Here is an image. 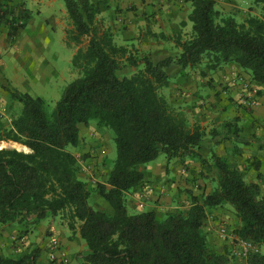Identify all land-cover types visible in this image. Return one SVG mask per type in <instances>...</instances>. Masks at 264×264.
<instances>
[{
    "label": "trees",
    "instance_id": "1",
    "mask_svg": "<svg viewBox=\"0 0 264 264\" xmlns=\"http://www.w3.org/2000/svg\"><path fill=\"white\" fill-rule=\"evenodd\" d=\"M12 1L0 0V23L8 26L9 45L33 16L24 3ZM188 1L191 33L172 36L180 52L156 61L115 40L100 18L103 2L64 0L71 21L66 43L78 47L72 57L77 76L51 114L43 96L8 86L22 108L12 113L9 126L0 122V142H18L31 150L0 148V224L21 225L24 235L48 216H60L72 237L78 233L86 243L77 264H264L261 185L248 181L243 169L216 151L211 153L216 187L208 194L190 193L189 208L162 218L154 210L133 213L128 207V194L145 179L141 166L161 154L168 161H206L201 153L204 128L192 125L162 93L173 64L194 69L207 60L208 68L216 69L236 63L264 89V0H251L262 16L250 14L242 22L233 15L221 17L216 0ZM126 67L136 70L124 74ZM92 120L114 134L117 149L108 177L94 189L79 175L71 150L80 144L81 125ZM93 192L110 204L111 212L91 204ZM225 205L234 208L240 221L238 228H229L262 252L239 257L228 243L223 250L211 245L204 231L207 213ZM40 254V246L19 256L0 254V264H38Z\"/></svg>",
    "mask_w": 264,
    "mask_h": 264
},
{
    "label": "crops",
    "instance_id": "2",
    "mask_svg": "<svg viewBox=\"0 0 264 264\" xmlns=\"http://www.w3.org/2000/svg\"><path fill=\"white\" fill-rule=\"evenodd\" d=\"M93 1L103 2L105 8L100 18H102L107 27L111 28L115 40L119 44L127 46L136 55L149 54L156 61L167 56L177 55L180 52V48L175 45L171 37L181 32L185 27L189 30L191 29L189 14L192 10V4L188 0ZM37 2L42 3L44 12L40 16L32 17L26 28L23 29L21 47L18 45L19 40L14 45H9L8 26L5 22L0 23L1 123L8 118L7 122L9 125L11 124V118L5 115V110H9L13 104L7 87L12 86L20 91H25L21 86L25 87L24 84L28 82V76L29 78L31 77L25 73L29 69L31 62L28 61L27 55H20L19 52L30 50L34 51V53L38 52L40 55H45L46 50H50L51 48V30L45 24H42L45 18H57L55 21L57 23L59 22L58 15L62 11V16L65 19L61 27L59 26V31L61 32L59 38L67 45L66 27H71V21L64 0H13L11 3L13 5L24 3L32 10ZM55 4L59 5L60 12L54 10ZM36 18L44 19L38 21ZM185 21L186 25L184 26ZM29 29L32 31L30 34ZM70 47L72 49L75 48L72 53L74 55L78 47L75 45H71ZM55 53L59 54V51L56 50ZM46 64L48 63L46 62ZM238 67L242 69L239 65ZM50 68L55 70L56 65L53 63V66ZM124 70L132 72L136 70V67H126ZM195 70L196 68L181 69L178 65L173 64L169 68L170 83L168 86L162 88V93L174 107L186 113L189 122L193 123L192 125H201L203 128L208 126V130L216 126L222 116L233 107V103L229 104L226 99L222 98L223 93L220 95L214 94L215 91L216 93L218 92L212 85L217 86L219 79L221 81H229L233 92L243 91V94L248 91L249 87L248 85H244L245 87H243L239 79L232 73L227 74L225 69L219 74H213L215 82L210 84L207 82L209 77L205 78L200 72H196ZM228 72L230 71L228 70ZM16 73H19L22 82L16 83L14 79ZM38 77L39 80H42L40 76ZM216 88H220V86ZM249 103L255 108L253 112L254 118L251 119H259L260 117L264 119V97L260 98L259 101H251ZM14 105L18 109L22 108L21 103ZM205 142L211 146V144L215 143V140H206ZM205 150L207 151L205 146L202 145L201 153L203 157H206ZM219 154L223 156L222 152H219ZM184 165L187 166L185 167ZM146 166L143 170L145 174L144 182L140 187L128 194V207L130 212L133 213L154 210L158 216H166L169 212L189 208L192 202L189 192L187 190L181 192L177 187L191 189L193 195H198L197 185L203 180V178L202 180H197L199 173L205 172L208 174L203 162L194 158H187L182 163L179 159L168 161L165 156L162 160L158 158L146 164ZM188 167L191 168L188 169ZM82 179H85L84 175ZM210 192H212V189L206 188V194ZM208 215L209 212L207 213ZM207 221L211 225H207ZM213 225H215V221L207 217L204 231L211 245L219 250H223L225 242L218 236ZM21 228L22 226L18 224H0V254L19 256L40 246L41 254L38 264H50L49 251L53 242L57 241L69 253L72 258L71 264H77L76 256L78 253L85 252L86 250L85 241L78 233H75L72 237V230L69 229L67 222L60 216H48L35 225L31 232L24 235L20 233ZM20 235H23L22 240L20 239Z\"/></svg>",
    "mask_w": 264,
    "mask_h": 264
},
{
    "label": "rangeland",
    "instance_id": "3",
    "mask_svg": "<svg viewBox=\"0 0 264 264\" xmlns=\"http://www.w3.org/2000/svg\"><path fill=\"white\" fill-rule=\"evenodd\" d=\"M216 7L220 11L221 17L233 15L241 22L250 14L259 16L263 14L261 7L259 5H254L251 0H216ZM54 10L61 11L58 4L54 5ZM32 12V17L40 16L44 12L42 3L37 2ZM47 13L49 14L48 11ZM62 15L61 11L58 15L59 22L57 23L55 22L57 18H36L38 21L44 19L42 24H45L47 28L51 30V48L50 50H46L45 55H40L38 52L34 53V51L32 52L30 50L19 52L20 55L28 56V61L31 63L29 64V69L25 73L32 77L29 78L28 76V82L24 84L25 87H21L25 90L24 92H28L34 96H43L47 103L46 109L50 114L54 110L56 102L62 96L65 87L77 76V73L72 67V53L75 48L72 49L59 38L61 33L59 31V26L61 27L65 19ZM65 24L67 23L65 22ZM190 24V28L192 29V23L190 22ZM185 25L186 21L184 22V26ZM66 29L68 28L66 27ZM191 29L189 30L185 27L181 31L184 38L189 36ZM22 31L23 30L20 31L16 40H19V47L22 46L23 42ZM31 32V29H29V34ZM56 50L59 51V54L55 53ZM46 62L48 64H46ZM207 62L206 60L202 65L197 67L195 71L200 72L205 78L209 77L207 81L209 84L215 82V77L212 76L213 74H219L225 69L227 74H234L243 87L248 85L249 88L246 93L244 92L245 94H243V91H237L236 93L235 91L233 92L232 85H230L229 81H221L220 79L217 83V86H220V88H216V85H212L218 92L216 93L215 91L214 94L220 95L223 93L222 98L226 99L229 104L233 103V107L222 116V121H218L216 126L208 130V126L204 128L205 137L202 145L205 146L207 151L205 150L206 157L204 158L206 161L203 165L208 174L200 172L199 170L200 173L197 180H202V178L203 180L197 185L198 195L206 193V188H210L213 191L217 184V169L214 167L213 160L211 159L212 151H216L217 153L222 152L223 156L229 159L233 165L239 166L244 170L245 177L248 181L259 182L262 193H264V148L261 147V145L264 144V119H262V117L259 119H251L254 118L253 112L255 108L249 103L251 101H259L260 98L264 97V89L252 79L248 71L240 69L236 63H227L216 69H210L208 68ZM53 63L56 65L55 70L50 68L53 66ZM228 70L230 72H228ZM122 73L126 74L129 72L123 70ZM38 76H40L42 80H39ZM43 78H45V80H43ZM14 79L16 83L22 82L19 73L15 74ZM9 84L11 83L9 82ZM16 103L20 104L19 101L13 100L11 108L5 110V115H8L9 118H11L13 112L21 110V108L18 109L16 105H14ZM7 120L2 121L3 126H9ZM80 133V144L77 147H71V150L78 159L79 175L81 177L84 175L85 180L88 181L94 189L97 182L106 180L113 167L117 156L116 142L114 134L109 129L98 125L94 120L90 121L88 124H82ZM238 138L240 142H238ZM206 140H215V143L209 146L206 144ZM15 145L17 144H14L12 141L0 142V147L6 146L7 148H16ZM164 157L165 155L161 154L159 160H162ZM198 161L202 162L201 159H198ZM184 166L186 167L187 165ZM146 167V165H143L141 169L144 170ZM257 167L260 169L258 170ZM190 168L191 167H188V169ZM259 173L261 177H258ZM177 189H180L181 192L187 190L189 194L192 193L191 189H182L180 187H177ZM90 202L96 208L104 209L109 212L112 211L110 204L96 192H93ZM160 217L163 218L164 215ZM209 217L212 221H215V225H213L214 229H217L218 226L223 223L230 226L232 230L238 228L240 225L236 212L230 205L209 210L208 219ZM207 225H211L209 221H207ZM238 259L235 260L240 262L241 259Z\"/></svg>",
    "mask_w": 264,
    "mask_h": 264
},
{
    "label": "built area",
    "instance_id": "4",
    "mask_svg": "<svg viewBox=\"0 0 264 264\" xmlns=\"http://www.w3.org/2000/svg\"><path fill=\"white\" fill-rule=\"evenodd\" d=\"M218 236L233 247V254L239 257H246L250 252H262V248H259L251 240H246L238 237L226 224H220L216 229ZM22 240L23 237L21 236ZM71 261L70 255L67 250L60 246L57 241L53 242V245L49 251V263L50 264H68Z\"/></svg>",
    "mask_w": 264,
    "mask_h": 264
},
{
    "label": "bare ground",
    "instance_id": "5",
    "mask_svg": "<svg viewBox=\"0 0 264 264\" xmlns=\"http://www.w3.org/2000/svg\"><path fill=\"white\" fill-rule=\"evenodd\" d=\"M14 144H17V142L16 143H14ZM17 148H20V149H23V150H26V151H30V148H27L26 146H24V145H20L19 143L17 144V145H15ZM25 148V149H24Z\"/></svg>",
    "mask_w": 264,
    "mask_h": 264
},
{
    "label": "water",
    "instance_id": "6",
    "mask_svg": "<svg viewBox=\"0 0 264 264\" xmlns=\"http://www.w3.org/2000/svg\"><path fill=\"white\" fill-rule=\"evenodd\" d=\"M12 142H14V141H12ZM17 143H18V142H17ZM19 144H20V143H19ZM0 148H7V147H6V146H1ZM16 149H18V150H20V151L22 150V149L17 148V147H16ZM30 150H31V149H30ZM23 151H26V150H23ZM26 152H30V151H26Z\"/></svg>",
    "mask_w": 264,
    "mask_h": 264
}]
</instances>
